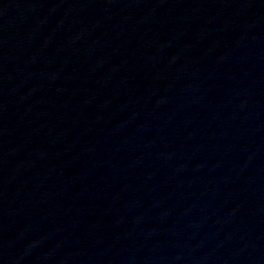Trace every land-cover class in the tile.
Returning a JSON list of instances; mask_svg holds the SVG:
<instances>
[{
    "label": "water",
    "instance_id": "water-1",
    "mask_svg": "<svg viewBox=\"0 0 264 264\" xmlns=\"http://www.w3.org/2000/svg\"><path fill=\"white\" fill-rule=\"evenodd\" d=\"M0 264H264V0H0Z\"/></svg>",
    "mask_w": 264,
    "mask_h": 264
}]
</instances>
